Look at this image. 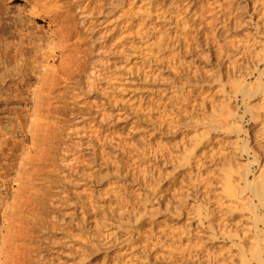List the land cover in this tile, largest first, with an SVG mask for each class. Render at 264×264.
I'll return each instance as SVG.
<instances>
[{
    "label": "rangeland",
    "instance_id": "374dc122",
    "mask_svg": "<svg viewBox=\"0 0 264 264\" xmlns=\"http://www.w3.org/2000/svg\"><path fill=\"white\" fill-rule=\"evenodd\" d=\"M68 1L0 0V252L15 220L26 264H264V0H84L42 88Z\"/></svg>",
    "mask_w": 264,
    "mask_h": 264
},
{
    "label": "bare ground",
    "instance_id": "6f19581e",
    "mask_svg": "<svg viewBox=\"0 0 264 264\" xmlns=\"http://www.w3.org/2000/svg\"><path fill=\"white\" fill-rule=\"evenodd\" d=\"M71 0H69L68 2H70ZM72 2V1H71ZM88 1H86V3H87ZM103 2V1H102ZM82 3V0L81 1H78V2H75L74 3V1L72 2V4H70V6H69V9H68V15L67 16H65L64 15V18H63V20H61V15H63V14H59L58 12H56V13H51V17L49 18V26L51 27V29L54 31V34H55V36H56V39H57V42H58V44L62 47V51H61V62H60V64H58L59 66H54L53 67V69H49V70H46L45 72H44V74H43V76H42V78H41V80H40V83H42V88H45V87H47V85H49V86H52V87H54L55 85H57V81L62 77H64V78H74L73 76H72V74H74L73 72L76 70V68L78 69L79 67H78V65L79 64H81L82 62H84V61H82L81 63H79V58L77 59V57H75L76 59H77V61H78V63L79 64H77L76 63V59L74 58V53H75V50H73V45H71V40H72V37H73V35H74V33L75 32H73L74 31V28L77 26L76 25V18H75V16H74V14L75 13H77L76 12V10L77 11H79V14H80V16L81 17H83V19H85L86 17L88 18V11H90V9H89V7H90V2L88 3V4H86L85 2H84V0H83V4H81ZM123 3H124V0H123ZM86 4V5H85ZM100 4V3H99ZM62 6V5H61ZM64 6V5H63ZM67 6V5H66ZM99 6H101V5H99ZM66 8H68V7H66ZM88 12V13H87ZM61 13V12H60ZM80 16H79V18H80ZM85 17V18H84ZM78 19V18H77ZM82 19V20H83ZM90 20V19H89ZM81 21V20H80ZM90 22H91V20H90ZM84 23V22H83ZM92 23V22H91ZM79 24V23H78ZM82 25V24H81ZM90 25V24H89ZM85 28H88V27H85ZM84 28V29H85ZM91 29V28H90ZM90 31V30H89ZM80 34V33H79ZM47 37H49L48 35H46ZM79 36V35H78ZM75 46V45H74ZM77 53V52H76ZM75 53V54H76ZM79 54V53H78ZM8 57H9V55H7ZM6 56V57H7ZM76 56V55H75ZM81 56V55H80ZM85 56H86V54H85ZM88 57V56H87ZM81 59H82V57H80ZM10 59V58H9ZM8 59L6 58V61H7ZM87 60V59H86ZM102 60V59H101ZM81 61V60H80ZM4 62H5V60H4ZM262 62H264V60L262 61ZM8 63V62H7ZM85 63V62H84ZM1 64H2V62H1V60H0V66H1ZM54 65V64H53ZM85 65V64H84ZM82 66H83V64H82ZM86 66V65H85ZM81 67V66H80ZM84 67V66H83ZM83 67H81V68H83ZM260 66L258 65V68H259ZM1 68V67H0ZM52 68V67H51ZM81 68H79V69H81ZM94 69V68H93ZM82 70V69H81ZM81 70H76V73H78L79 71H81ZM85 70H86V67H85ZM98 70V69H97ZM96 71V70H95ZM95 71H93V73H91V75H88L89 77H88V83H90V84H86L87 86H88V89L87 90H89V88L91 87V89H93L92 88V86L94 85V83H95V85H96V81H95V77L97 76L96 75V72ZM34 72V71H33ZM6 73V72H5ZM35 73V72H34ZM75 73V74H76ZM85 73V72H84ZM99 73V72H98ZM97 73V74H98ZM13 74V73H12ZM12 74H10V75H12ZM89 74H90V72H89ZM10 75H8V77H10ZM96 75V76H95ZM85 76V75H84ZM262 76H264V72H262V73H260V77H262ZM27 77V76H26ZM60 77V78H59ZM87 77V76H86ZM86 77H85V79H86ZM4 78H5V75L4 74H2L1 73V71H0V83H2L3 81H5L4 80ZM6 78H7V76H6ZM58 79V80H57ZM98 79H99V76H98ZM61 80V79H60ZM59 80V81H60ZM68 80V79H67ZM75 79H73V81H74ZM13 81V80H12ZM11 80H10V82L9 83H11L12 82ZM24 82V81H23ZM27 82V81H26ZM59 85V84H58ZM57 85V86H58ZM85 85V86H86ZM94 85V86H95ZM86 88V87H85ZM98 87H96V89H97ZM53 90H54V88H53ZM39 92H38V97H37V103H36V117H37V115L39 114L38 112H39V110L41 109V108H44V102L42 101V94H43V91L42 90H38ZM42 103H43V105H42ZM51 105V108H53L52 107V104H50ZM49 105V106H50ZM43 106V107H42ZM46 106V105H45ZM41 112H43L42 110H41ZM40 112V113H41ZM42 116L44 115V114H41ZM39 116L38 118H39V122L41 123V121L42 120H40L41 119V117L42 116ZM45 117V116H44ZM51 117V116H50ZM42 119H44V118H42ZM37 121V122H38ZM40 123H38V124H40ZM37 124H35V126H36ZM39 127L41 126V124L40 125H38ZM37 128V129H36ZM36 130L38 131V129H40V128H38L37 126H36ZM47 128V127H46ZM45 130V129H44ZM47 130V129H46ZM12 131V130H11ZM41 131V130H40ZM40 131H39V133H40ZM43 131V130H42ZM46 133V132H45ZM5 138V137H4ZM8 138V137H7ZM11 139V138H10ZM5 140V139H4ZM9 140V139H8ZM6 141V140H5ZM45 150V149H44ZM46 151V150H45ZM45 151H44V153H45ZM48 151V150H47ZM38 152V154H35L39 159H42L41 161H43V159H46L45 158V154H44V157H43V154L41 155V153H40V155L41 156H39V150L37 151ZM41 152H43L42 150H41ZM47 153V152H46ZM47 155V154H46ZM48 155H49V152H48ZM35 156V157H36ZM38 158H36V159H38ZM38 161V160H37ZM45 161V160H44ZM40 163V162H39ZM44 163V162H43ZM41 170V169H40ZM39 170V168L36 170V172L37 171H40ZM42 172V171H41ZM38 173H40V172H38ZM37 173V174H38ZM28 174V173H27ZM20 175V174H19ZM21 175H22V171H21ZM24 176H25V174H23ZM39 175V174H38ZM2 176V175H1ZM3 176H5V175H3ZM6 178V177H5ZM20 178V177H19ZM1 179V178H0ZM22 179V178H21ZM20 179V180H21ZM25 179V178H24ZM28 178H26V180H27ZM6 180V179H5ZM26 180H24V181H26ZM4 181V180H3ZM9 181V180H8ZM23 181V180H22ZM19 182V181H18ZM7 183V182H6ZM22 183H25V182H22ZM27 183L29 184V182H27L26 181V183H25V187H24V184H23V186L21 185V186H19L17 189H16V196H15V198H13V200L15 201V203H18V205L20 204L21 206H27V205H29V202L31 201L30 200V198H26V196H24V195H26L23 191H21V189H22V187H24L23 189H24V191L28 188V187H26V186H28L27 185ZM248 183V182H247ZM2 184H3V182H2ZM19 184V183H18ZM7 185V184H6ZM33 185V184H32ZM252 185V184H251ZM4 186V188H5V185H3ZM248 186H250V184L248 185ZM9 187V186H8ZM7 187V188H8ZM26 188V189H25ZM252 188L260 195V192H261V189H262V187L260 186V184H257V183H255V184H253L252 185ZM0 189H1V187H0ZM2 190H0V196H1V199L3 198V195H4V192H1ZM4 191V190H3ZM23 192V196L20 194L21 192ZM5 192H7V190L5 191ZM9 192V191H8ZM26 192H27V190H26ZM7 196L5 197L4 196V198H3V200L4 199H7V197H8V194H6ZM9 196H10V193H9ZM31 197V196H30ZM26 198V199H25ZM0 199V200H1ZM32 199V198H31ZM3 200H1V201H3ZM33 200V199H32ZM14 201L12 202V203H14ZM2 203V202H1ZM14 203V205H11L10 204V206H11V208H15L14 206L16 205L17 207H18V205L17 204H15ZM34 205V204H33ZM20 206V207H21ZM30 206H31V202H30ZM29 206V207H30ZM4 207V206H3ZM23 207V208H24ZM22 208V207H21ZM28 208V207H27ZM27 208H25V209H27ZM32 208H33V206H32ZM3 209V208H2ZM13 209H11L10 210V213H11V211H13ZM30 209V208H29ZM1 212V211H0ZM15 212V211H14ZM18 216V215H17ZM11 219H13V217L15 218L16 217V214H11ZM16 218H18V217H16ZM15 218V219H16ZM14 220V219H13ZM18 222V221H17ZM12 223H14V224H12V225H15V223H16V221L14 220V222H12ZM10 224V223H9ZM12 225H10V226H12ZM10 226H8L9 227V234L7 235L8 236V238L9 239H6V240H8V245H6V246H4V249H2V251L0 252L2 255V257L0 258V264H26L27 262H28V260L30 259V257H31V251L29 252V249L25 246H21V245H19L18 244V240H20V238H23L24 236H28L27 234L26 235H24L23 234V232L22 231H18V230H16V228H17V226L18 227H20L19 226V224L14 228V226H12V227H10ZM11 228V229H10ZM22 228V227H21ZM23 228H24V226H23ZM18 229H20V228H18ZM25 229V228H24ZM29 229V228H28ZM30 230V229H29ZM26 233V232H25ZM29 234V233H28ZM23 240H24V238H23ZM7 242V241H6ZM31 249V248H30ZM31 254V255H30ZM45 259V258H44ZM32 260V259H31ZM43 260V259H42ZM46 260V259H45ZM30 261V260H29ZM32 262V261H31ZM33 262H34V260H33ZM88 262V261H87ZM40 263V262H39ZM43 263V262H42ZM48 263V262H47ZM47 263H45V264H47ZM88 264V263H87Z\"/></svg>",
    "mask_w": 264,
    "mask_h": 264
}]
</instances>
